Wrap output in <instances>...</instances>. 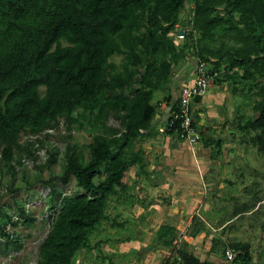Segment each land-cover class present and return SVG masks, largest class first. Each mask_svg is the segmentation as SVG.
Instances as JSON below:
<instances>
[{
    "label": "trees",
    "instance_id": "trees-1",
    "mask_svg": "<svg viewBox=\"0 0 264 264\" xmlns=\"http://www.w3.org/2000/svg\"><path fill=\"white\" fill-rule=\"evenodd\" d=\"M187 1L0 0V152L4 165L15 174L24 158L36 161L43 140L37 137L22 144L21 135L38 136L55 129L60 118L65 119L68 132L74 125L100 130L89 144L88 155L77 149L69 134L63 172L44 181L50 187L47 201L52 223L40 245L37 264H73L81 250L100 249L103 241L92 245L90 237L110 219V199L127 193L124 178L131 167L145 172V153L133 147L138 138L151 136L158 111L154 94L168 89L175 65L185 57V46L172 34ZM193 1L190 30H185L184 39L188 41L197 31L201 40L213 39L216 30L227 25L234 40L223 42L218 50L204 45L197 54L200 61L213 62L210 73L219 83L223 82L216 76L222 65L227 79L250 81L254 116L238 115L237 126L264 154V0ZM177 108L175 104L172 111ZM112 119L119 125L112 124ZM177 127L166 132L176 133ZM200 132L205 146L212 148L211 158L223 156L226 137ZM48 153L46 163L51 167L58 161V150ZM72 178L80 192L66 194L57 187V180L68 185ZM255 194L252 201L235 204L228 221L257 211L263 198L258 191ZM19 205L20 217L34 222L35 217ZM8 223L17 222L10 213H0V237L7 240L6 246L18 247L6 231ZM228 224H222L223 229ZM112 226L124 227L125 222L114 220ZM177 231L170 224L159 227V238L174 249V255L162 264H216L186 247L174 246ZM199 231L195 225L192 235ZM218 243L212 240L211 251ZM229 247L237 253L232 262L252 263L248 242L230 243L225 253Z\"/></svg>",
    "mask_w": 264,
    "mask_h": 264
},
{
    "label": "rangeland",
    "instance_id": "rangeland-1",
    "mask_svg": "<svg viewBox=\"0 0 264 264\" xmlns=\"http://www.w3.org/2000/svg\"><path fill=\"white\" fill-rule=\"evenodd\" d=\"M193 7L194 1L188 0L185 8L180 11L177 27L187 32L190 30ZM172 35L181 47L185 46L184 59H192V62L196 60L197 64L200 61L197 54L199 47L207 45L210 49L218 50L223 42L229 43L234 40L227 30V25L220 26L216 30L215 37L209 40H201V34L198 31L188 41L180 39L177 31ZM115 60L120 61V56H115ZM207 63L212 70L213 62ZM226 74L225 65H222L216 77L223 83L216 81V78L212 80V84L215 85L211 84L209 90H219L218 96L223 104L219 106L216 104L217 107L212 108L214 114L208 116V119L209 125L216 130L215 134H222L228 140L223 154L227 161L221 164L215 174L216 181H212L213 183L209 181V188L203 191L204 197L197 200L194 209L191 206L187 209L183 198L178 202L187 212L185 213L187 223L184 221L180 230L176 232L173 245L190 246L196 255L202 259L217 261L216 264H235L227 260L224 247L238 241L248 242L254 256L251 264H264V154L249 142L248 137L237 126L238 115L246 118L254 116L252 107L255 96L250 87L252 86L250 81L240 78L229 80ZM193 77L195 78V75ZM164 91L165 89H160L154 94L153 102L157 104V107H160L159 100ZM59 120L60 124L57 128L46 130L38 136L26 133L21 135L22 144L38 137L43 140V147L37 151L36 161L24 158L23 163L18 164L15 174H12L4 165L0 152V213H10L13 221L17 222L16 224L8 223L6 231L11 233L12 237L14 236L16 245H19L18 247L12 244L6 246L7 240L0 237V264H37L40 245L52 223L50 218L52 212L48 208L47 201L50 187L44 181L52 175L63 172L64 153L69 134H72L71 142L77 149L88 155L89 144L94 135L100 132L98 128L89 125L84 128L74 125L71 132H68L65 119ZM110 122L119 125L118 120L112 119ZM136 144L138 143L135 142L134 150H136ZM50 150H58V161L48 167L46 162ZM14 163H17V159ZM131 168L126 179L129 178V181L131 179L132 189L134 188L137 192L141 189L139 188L141 182L134 177L133 173L130 174ZM56 185L66 194L82 190L74 178L68 185L60 180L56 181ZM256 191L263 198L260 208L255 212H247L238 219L228 221L235 210V204L252 201ZM132 196L124 194L122 197L113 196L110 199L108 207L110 219L104 220L90 237L92 245L103 241L100 249L81 250L73 264H110V262L162 264L174 255L173 246H168L165 239H160L158 235L160 220L165 216L166 211H169L168 208L175 203L173 198L159 197L152 207L153 202L147 204L143 194L135 193ZM19 204L25 207L29 215L35 217L34 222L31 223L20 217ZM114 220L125 222V226H112ZM222 224L228 225L223 229ZM195 225L201 228V231L193 236ZM126 237L129 241H120ZM212 238L219 241L214 251L208 250L207 247V243L210 245Z\"/></svg>",
    "mask_w": 264,
    "mask_h": 264
},
{
    "label": "crops",
    "instance_id": "crops-1",
    "mask_svg": "<svg viewBox=\"0 0 264 264\" xmlns=\"http://www.w3.org/2000/svg\"><path fill=\"white\" fill-rule=\"evenodd\" d=\"M196 65V60L192 62V59H184V57L175 65L169 87L159 100L161 104L158 107L151 136L135 140L138 143L136 150L144 151V159L147 165L145 172L141 171L139 166H133L130 174L133 173L134 177L139 179L141 182L139 188L141 189L137 192L134 191V188L132 189L131 179L130 181L129 178L126 179L128 172L124 178V181L129 185L126 194L128 196L135 193L137 195L143 194L147 204L153 202L152 207L159 200V197L173 198L175 203L168 208L172 212L167 210L160 221L161 224L176 226L177 230H180L187 217L185 215V213L187 214L186 210L178 203L180 199L185 200L184 206L187 209L190 206L194 209L197 200L204 197L203 191L209 188V181H216L215 174L221 164L227 161L224 156L223 158L212 159V148L205 146L202 140L196 145L197 154H194L189 145L179 139L176 134L160 131L172 106L178 101L181 87L194 79ZM218 95L219 90H209L201 102L193 105L198 128L201 131L204 130L208 135H212L216 131L209 125L208 116L214 112L212 108L216 104L218 106L223 104ZM199 216L201 215L199 214ZM195 223L197 224V222ZM212 240H210V245L207 243L208 250H211ZM185 247H189L188 249L192 251L190 246L186 245ZM199 258L202 259V257ZM211 261L218 263L214 260Z\"/></svg>",
    "mask_w": 264,
    "mask_h": 264
},
{
    "label": "built area",
    "instance_id": "built-area-1",
    "mask_svg": "<svg viewBox=\"0 0 264 264\" xmlns=\"http://www.w3.org/2000/svg\"><path fill=\"white\" fill-rule=\"evenodd\" d=\"M179 27L177 28V36L184 39V34H180ZM213 75L210 73V67L207 62L199 61L195 70V78L192 82L184 84L179 93L176 111H172V106L167 119L164 121V126L160 128V131L166 132L169 128L177 127V132L174 133L182 141L186 142L192 153L197 154L196 145L201 142V132L198 128L197 121L194 115L193 105L197 98L204 97L213 80ZM236 251L229 247L226 251V258L228 261H233L236 257Z\"/></svg>",
    "mask_w": 264,
    "mask_h": 264
},
{
    "label": "water",
    "instance_id": "water-1",
    "mask_svg": "<svg viewBox=\"0 0 264 264\" xmlns=\"http://www.w3.org/2000/svg\"><path fill=\"white\" fill-rule=\"evenodd\" d=\"M179 33H180V34H184V31H183V30H180Z\"/></svg>",
    "mask_w": 264,
    "mask_h": 264
}]
</instances>
